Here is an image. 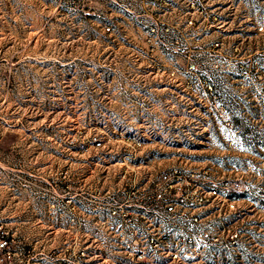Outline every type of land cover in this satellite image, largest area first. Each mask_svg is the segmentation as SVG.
<instances>
[{
    "label": "rangeland",
    "instance_id": "1",
    "mask_svg": "<svg viewBox=\"0 0 264 264\" xmlns=\"http://www.w3.org/2000/svg\"><path fill=\"white\" fill-rule=\"evenodd\" d=\"M170 167L242 192L193 210L201 247L148 237L130 264H264V0H0V231L21 264H128L102 212Z\"/></svg>",
    "mask_w": 264,
    "mask_h": 264
},
{
    "label": "built area",
    "instance_id": "2",
    "mask_svg": "<svg viewBox=\"0 0 264 264\" xmlns=\"http://www.w3.org/2000/svg\"><path fill=\"white\" fill-rule=\"evenodd\" d=\"M233 171L240 172V169L234 167ZM239 178H217L206 168L170 167L158 171L150 179L147 192L136 196L133 203L119 201L105 207L102 212L105 232L117 231L120 238L125 239L122 247L127 251L128 264L141 260L145 247L142 242L148 237V246L177 258L204 243V233L195 230L200 218L193 210L216 197L225 203L226 208L232 209L234 200L230 197L242 192L237 182ZM128 190L133 194L132 187ZM144 202H147V215L155 223L146 229L143 228ZM257 210H264V205H258ZM87 231L92 239L99 233L94 221L90 222ZM19 255L20 252L12 249L7 233L0 231V264H21Z\"/></svg>",
    "mask_w": 264,
    "mask_h": 264
}]
</instances>
